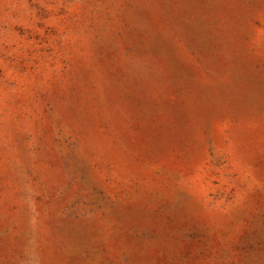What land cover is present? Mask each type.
<instances>
[{"label": "rangeland", "instance_id": "rangeland-1", "mask_svg": "<svg viewBox=\"0 0 264 264\" xmlns=\"http://www.w3.org/2000/svg\"><path fill=\"white\" fill-rule=\"evenodd\" d=\"M0 264H264V0H0Z\"/></svg>", "mask_w": 264, "mask_h": 264}]
</instances>
